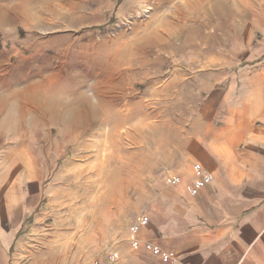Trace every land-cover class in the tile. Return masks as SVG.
I'll return each mask as SVG.
<instances>
[{"label":"rangeland","instance_id":"rangeland-1","mask_svg":"<svg viewBox=\"0 0 264 264\" xmlns=\"http://www.w3.org/2000/svg\"><path fill=\"white\" fill-rule=\"evenodd\" d=\"M263 3L0 0V85L21 94L19 119L0 118V163L35 177L31 239L65 226L97 259L123 237L146 213L143 188L178 167L207 80L195 73L218 70L221 56L237 69Z\"/></svg>","mask_w":264,"mask_h":264},{"label":"crops","instance_id":"crops-1","mask_svg":"<svg viewBox=\"0 0 264 264\" xmlns=\"http://www.w3.org/2000/svg\"><path fill=\"white\" fill-rule=\"evenodd\" d=\"M251 13L246 27L258 37L252 47L244 42L237 69L221 56L218 70L210 65L195 73L207 80L177 148L172 173L182 182L143 188L149 221L138 236L173 259L163 260L143 244L133 249L129 228L121 238L110 237L97 259L86 257L78 241L77 247L71 243L65 226L64 237L31 239L39 221H26L39 196L35 177L0 163V264H264V3ZM11 84L0 85V118L14 122L21 94ZM194 162L212 180L190 196L184 184Z\"/></svg>","mask_w":264,"mask_h":264},{"label":"built area","instance_id":"built-area-1","mask_svg":"<svg viewBox=\"0 0 264 264\" xmlns=\"http://www.w3.org/2000/svg\"><path fill=\"white\" fill-rule=\"evenodd\" d=\"M191 169L192 176L189 181L185 182L184 191L190 196H196L201 191V189L212 180V176L202 167L200 163H192ZM164 182L169 186H178L182 182V176L176 173H170L165 175ZM148 221V215L140 214L131 223L128 232L130 246L133 249H137L141 244H143L145 248L151 251L154 255L160 256L163 260L167 261L173 259V255L170 252L162 250L159 246L154 245L150 241L142 242L140 240L138 236L139 229L146 225Z\"/></svg>","mask_w":264,"mask_h":264},{"label":"bare ground","instance_id":"bare-ground-1","mask_svg":"<svg viewBox=\"0 0 264 264\" xmlns=\"http://www.w3.org/2000/svg\"><path fill=\"white\" fill-rule=\"evenodd\" d=\"M77 101H78V100H77ZM85 103H86V102H85ZM114 171H115V170H114ZM113 173H114V172H112V174H113ZM112 177H113V176H112ZM110 178H111V177H108V179H109L110 182H111V187H110L109 190H110V192L113 194L112 191H115V190H116V187H117V186H120V184H118V183L115 184V182L113 181L115 178H114L113 180L110 179ZM115 180H117V179H115ZM113 182H114V183H113ZM118 182H119V181H118ZM121 191H122V190H121ZM115 194H116V193H114V198H113V200L116 198V195H115ZM106 199H109V200H110L111 198L107 195ZM111 202H112V200H111ZM115 202H116V201H115Z\"/></svg>","mask_w":264,"mask_h":264}]
</instances>
